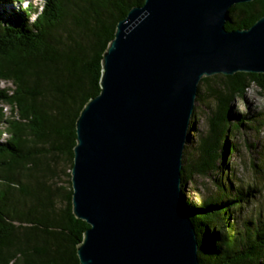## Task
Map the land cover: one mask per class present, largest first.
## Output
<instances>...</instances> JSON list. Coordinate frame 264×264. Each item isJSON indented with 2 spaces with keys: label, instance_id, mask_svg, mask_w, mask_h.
<instances>
[{
  "label": "trees",
  "instance_id": "trees-1",
  "mask_svg": "<svg viewBox=\"0 0 264 264\" xmlns=\"http://www.w3.org/2000/svg\"><path fill=\"white\" fill-rule=\"evenodd\" d=\"M144 2L42 0L23 7L20 0L18 9L0 7V264H80L77 247L90 225L72 205L76 123L101 91L103 55L118 22ZM263 16L264 0L236 3L226 28L246 29ZM253 85L264 96V73L204 76L198 86L208 128L185 145L181 188L200 264H264V209L242 215L264 185L236 181L229 165L238 155L230 139L264 128V111L252 114L246 97ZM237 100L247 112L233 111ZM195 115L187 143L197 131ZM249 166L264 174L255 160ZM196 177L216 184L198 202L183 193Z\"/></svg>",
  "mask_w": 264,
  "mask_h": 264
},
{
  "label": "water",
  "instance_id": "water-1",
  "mask_svg": "<svg viewBox=\"0 0 264 264\" xmlns=\"http://www.w3.org/2000/svg\"><path fill=\"white\" fill-rule=\"evenodd\" d=\"M248 1L145 0L118 22L76 123L72 205L90 225L80 264H200L183 153L202 77L264 73V16L226 28Z\"/></svg>",
  "mask_w": 264,
  "mask_h": 264
},
{
  "label": "rangeland",
  "instance_id": "rangeland-1",
  "mask_svg": "<svg viewBox=\"0 0 264 264\" xmlns=\"http://www.w3.org/2000/svg\"><path fill=\"white\" fill-rule=\"evenodd\" d=\"M29 2L34 4H40L42 0H22V6H26ZM6 6L7 10H12L13 8H19L20 0H0V7ZM1 86H10V83L6 81L1 82ZM248 104L250 106V112L252 114L261 113L264 111V96L260 92L259 88L256 85H253L246 95ZM4 111L8 112V105H3ZM195 115V127L196 132L194 131L190 135V141L186 144L192 145L193 141H196L198 134L206 132L208 128L207 116L209 109L207 106L201 102H196L194 106ZM233 111L235 113L247 112V106L242 101H235L233 103ZM190 132V130H189ZM260 132V133H259ZM257 132L253 129L246 130L244 133H239L230 140L235 143L238 149V155H234L229 165L232 166L233 172L235 174V179L240 180L242 183H257L258 185H264V174L255 173L253 168L249 166L250 161L260 163L264 166V128L260 129ZM188 140V141H189ZM248 144H251V147H248ZM221 172L214 174V177H220ZM215 182L212 177H196V183L187 181L183 193L184 195L194 202H198L199 197H206L209 194L215 191ZM264 209V186L261 191V194L258 197L256 203H252L248 206V209L243 211L242 215L245 217L251 211L259 208Z\"/></svg>",
  "mask_w": 264,
  "mask_h": 264
}]
</instances>
